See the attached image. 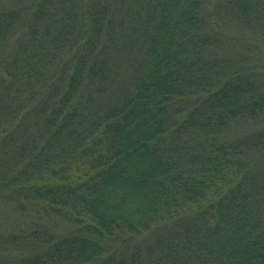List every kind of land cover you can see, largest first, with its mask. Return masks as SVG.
Instances as JSON below:
<instances>
[{"label": "trees", "instance_id": "obj_1", "mask_svg": "<svg viewBox=\"0 0 264 264\" xmlns=\"http://www.w3.org/2000/svg\"><path fill=\"white\" fill-rule=\"evenodd\" d=\"M0 264H264V0H0Z\"/></svg>", "mask_w": 264, "mask_h": 264}, {"label": "rangeland", "instance_id": "obj_2", "mask_svg": "<svg viewBox=\"0 0 264 264\" xmlns=\"http://www.w3.org/2000/svg\"><path fill=\"white\" fill-rule=\"evenodd\" d=\"M1 216H2V214H1V212H0V218H1Z\"/></svg>", "mask_w": 264, "mask_h": 264}]
</instances>
